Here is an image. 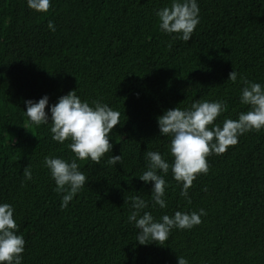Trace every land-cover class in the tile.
I'll use <instances>...</instances> for the list:
<instances>
[{"label":"trees","instance_id":"16d2710c","mask_svg":"<svg viewBox=\"0 0 264 264\" xmlns=\"http://www.w3.org/2000/svg\"><path fill=\"white\" fill-rule=\"evenodd\" d=\"M169 3L50 0L47 12H35L26 0H0V202L14 206L22 264H177V256L189 264H264V129L207 157L208 173L188 189L191 203L171 171L164 176L166 208L145 210L158 219L202 208L199 225L139 245L127 222L131 196L150 201L152 182L137 178L143 153L171 162L156 119L164 110L222 99L226 109L214 121L222 123L248 110L239 76L226 81L232 68L264 86V0H197L200 20L187 42L158 28L154 11ZM70 90L118 110L120 123L100 164L78 161L87 182L61 209L64 193L42 161L73 158L68 141H52L50 122L37 126L23 111L26 99L47 95L55 104ZM111 154H121V164L107 165ZM27 165L33 178L22 187Z\"/></svg>","mask_w":264,"mask_h":264},{"label":"clouds","instance_id":"9594fccd","mask_svg":"<svg viewBox=\"0 0 264 264\" xmlns=\"http://www.w3.org/2000/svg\"><path fill=\"white\" fill-rule=\"evenodd\" d=\"M26 6L35 12H47L50 0H26ZM197 0H170V3L154 11L158 28L165 34L175 33L176 39L187 42L199 23ZM47 27L55 31L51 20ZM239 82V102L247 105L248 110L237 114L236 119L225 118L222 123H214L224 113L226 103L222 99H196L190 105L166 109L157 119L159 134L168 137V154L171 162L159 151H145V170L137 178L148 184L152 182L150 201L133 195L130 199L131 212L127 222L136 230L135 241L139 245L164 242L171 231L190 230L201 223L206 215L204 209L195 211L176 210L172 215L163 214L158 219L145 209L150 206L166 208L165 190L168 184L164 178L171 171L172 179L180 186L179 195L191 203L188 189L200 174L208 173L209 155L223 154L229 146H234L243 134L264 129V86L252 82L232 68L226 81ZM24 115L39 126L50 122V138L63 144L73 154V158L64 159L45 156L42 167L49 172L54 181L55 191L64 193L59 207L65 208L74 195L85 186L87 177L80 170L78 161L89 160L100 164L105 153L112 151L110 132L120 123V112L101 100H82L75 90L57 98L55 104L49 103L47 95L36 101H24ZM47 105V112L45 107ZM34 135V134H33ZM122 156L110 155L105 163L109 166L121 164ZM23 180L31 181L32 169L26 166L22 171ZM14 206L0 202V264H22L25 240L18 233L19 225L14 219ZM177 264H189L184 256H177Z\"/></svg>","mask_w":264,"mask_h":264}]
</instances>
